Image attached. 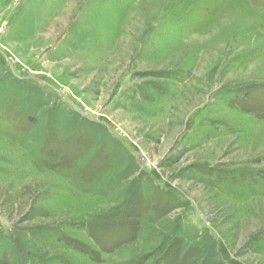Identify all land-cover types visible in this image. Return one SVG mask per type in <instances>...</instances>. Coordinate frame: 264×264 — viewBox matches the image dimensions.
<instances>
[{
	"label": "rangeland",
	"instance_id": "374dc122",
	"mask_svg": "<svg viewBox=\"0 0 264 264\" xmlns=\"http://www.w3.org/2000/svg\"><path fill=\"white\" fill-rule=\"evenodd\" d=\"M0 264H264V0H0Z\"/></svg>",
	"mask_w": 264,
	"mask_h": 264
}]
</instances>
